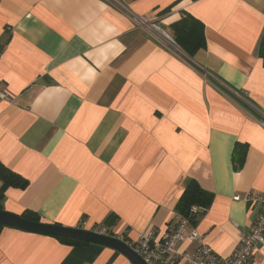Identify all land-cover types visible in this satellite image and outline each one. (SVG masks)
Returning a JSON list of instances; mask_svg holds the SVG:
<instances>
[{
	"label": "crops",
	"instance_id": "crops-1",
	"mask_svg": "<svg viewBox=\"0 0 264 264\" xmlns=\"http://www.w3.org/2000/svg\"><path fill=\"white\" fill-rule=\"evenodd\" d=\"M175 1L0 0V89L13 96L0 102V160L29 181L6 190L5 210L89 230L115 215L117 236L162 237L195 179L214 195L198 230L221 258L235 252L260 210L244 196L264 195V0H179L161 14ZM184 13L205 25L192 58L161 42ZM0 264L133 262L5 226Z\"/></svg>",
	"mask_w": 264,
	"mask_h": 264
},
{
	"label": "built area",
	"instance_id": "built-area-1",
	"mask_svg": "<svg viewBox=\"0 0 264 264\" xmlns=\"http://www.w3.org/2000/svg\"><path fill=\"white\" fill-rule=\"evenodd\" d=\"M133 19L139 27L143 26L140 20ZM161 42L167 47H176L173 37L161 38ZM1 101L12 102L13 96L8 91L0 89ZM243 199L249 204L259 205L260 210L254 226L248 232L241 234L238 247L227 258H221L206 242L197 224L179 213L174 216L173 227L162 237H158L154 231L133 241L125 240L124 236H116L125 240L148 264H179L184 259L187 264H253L259 246L264 244V195L249 193ZM203 211L204 208L201 206L193 205L191 208L193 214ZM78 228H85L84 220L80 222ZM91 230L112 235L102 225H95ZM187 241L195 243V249L191 253L181 252L178 248L179 243Z\"/></svg>",
	"mask_w": 264,
	"mask_h": 264
},
{
	"label": "trees",
	"instance_id": "trees-1",
	"mask_svg": "<svg viewBox=\"0 0 264 264\" xmlns=\"http://www.w3.org/2000/svg\"><path fill=\"white\" fill-rule=\"evenodd\" d=\"M179 0L172 3L170 6L166 7L161 14L168 13L172 7ZM171 34L175 39L181 50L189 57L192 58L195 54L202 48L206 46V35H205V25L204 23L194 17L189 13H184L181 19L171 23L169 25ZM258 55L263 60L264 64V33L260 39L258 45ZM248 151V145L238 143L235 147L233 154V159L235 162V169H241L246 160V155ZM0 180L2 181V186L0 187V210H5L3 208V199L5 197L6 190L9 187H17L25 189L29 185L28 179L20 175L19 173L13 171L11 168L7 167L0 160ZM214 195L212 192L205 190L195 179H189L186 183L185 190L178 202L177 212L183 216L188 217L192 223L197 224L198 217L205 213L213 201ZM193 205L201 206L204 211L198 214H193L191 208ZM21 215L29 220L42 221L41 216L38 212L33 210H25ZM117 222V216L111 215L110 218L103 224L109 229V233L115 235L112 231V227ZM58 224V223H55ZM61 225V224H60ZM6 225L0 224V234L2 229ZM111 229V230H110ZM55 237V236H54ZM60 241L70 244V245H84L89 244V242L81 241L73 238L56 237ZM125 240L129 241L127 238Z\"/></svg>",
	"mask_w": 264,
	"mask_h": 264
},
{
	"label": "water",
	"instance_id": "water-1",
	"mask_svg": "<svg viewBox=\"0 0 264 264\" xmlns=\"http://www.w3.org/2000/svg\"><path fill=\"white\" fill-rule=\"evenodd\" d=\"M0 224L34 233L73 238L107 246L125 255L133 264H148L125 240L116 235L99 233L78 227L63 226L50 222L33 221L23 217L21 214L7 210H0Z\"/></svg>",
	"mask_w": 264,
	"mask_h": 264
},
{
	"label": "rangeland",
	"instance_id": "rangeland-1",
	"mask_svg": "<svg viewBox=\"0 0 264 264\" xmlns=\"http://www.w3.org/2000/svg\"><path fill=\"white\" fill-rule=\"evenodd\" d=\"M141 28H143L144 29V26H142ZM154 28V27H153ZM146 30V29H145ZM147 31H149V30H147ZM150 32V31H149Z\"/></svg>",
	"mask_w": 264,
	"mask_h": 264
}]
</instances>
